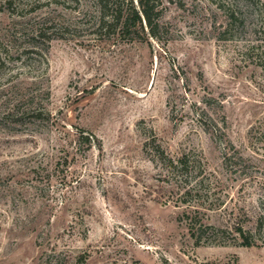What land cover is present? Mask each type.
<instances>
[{"label":"rangeland","instance_id":"1","mask_svg":"<svg viewBox=\"0 0 264 264\" xmlns=\"http://www.w3.org/2000/svg\"><path fill=\"white\" fill-rule=\"evenodd\" d=\"M118 4L0 0V264H264V0Z\"/></svg>","mask_w":264,"mask_h":264},{"label":"trees","instance_id":"2","mask_svg":"<svg viewBox=\"0 0 264 264\" xmlns=\"http://www.w3.org/2000/svg\"><path fill=\"white\" fill-rule=\"evenodd\" d=\"M157 3L158 0H137L138 9H135L131 2H129V6L124 9L122 7L123 2L119 0L115 19L121 33L126 32L133 34L134 32H142V22L147 27H149L150 30H152L153 27L155 28L156 24L154 23V18L160 13V11L157 9ZM261 31L264 35V13L262 15ZM167 162V167L171 172H174L177 175H182L184 172L187 174L188 160H186L184 156L173 161L168 159ZM185 194L187 195V193ZM184 215L189 233L195 239L197 244L200 243L204 238L212 240L219 238V235L216 234L217 230H215L213 226L203 224L201 221H199V219H197L195 215H193V213L191 214L190 211ZM235 230L239 238L242 240V245L244 247L257 246L253 242L249 232L243 231L240 227L236 228Z\"/></svg>","mask_w":264,"mask_h":264}]
</instances>
